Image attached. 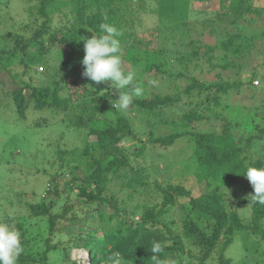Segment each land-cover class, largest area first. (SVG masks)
I'll return each instance as SVG.
<instances>
[{
	"label": "trees",
	"instance_id": "trees-1",
	"mask_svg": "<svg viewBox=\"0 0 264 264\" xmlns=\"http://www.w3.org/2000/svg\"><path fill=\"white\" fill-rule=\"evenodd\" d=\"M24 1L27 6L20 12L11 13L5 6L12 0L3 6L9 12L2 17L9 15L6 20L0 18V74L12 72L10 66L16 62L24 64L25 73L38 71L39 64L44 70L31 71L29 79L10 73L19 86L8 93L9 107L17 119L24 120L26 130L52 126L53 131L57 123L63 130L58 131L53 151L42 145L43 138L34 143V155L46 163L42 167L38 160L33 169L35 175L40 173L36 181H48L43 182L40 196L26 202L24 215L15 212L10 219L9 212H0V221L11 223L22 235L23 252L17 264H64L69 257L67 247L72 246L88 248L92 264H154L153 242L161 245L159 258L166 264H185L186 256L190 264H209L210 257L217 264H232L225 251L238 232L244 231L255 242L264 239V205L252 202L254 188L242 173L248 165H264V104L248 111L246 105L228 102L246 86L255 88L254 80L261 78L264 5L254 0H218V8L208 12L195 7V0ZM147 16L154 24L139 33ZM105 22L122 31L119 39L126 70L136 64L146 73L147 82L150 74L158 79L167 72L172 83L171 91L153 90L134 99L140 124L127 112L113 108L115 95L101 93L99 85L83 75L85 41L81 39L91 38ZM49 48L57 49L58 56H47ZM249 55L262 60L248 68ZM35 79H42L41 84L34 83ZM72 79L82 85L76 96L71 93ZM102 86L111 88L110 82ZM30 110L35 113L29 115ZM169 121L179 128L156 135L152 126ZM212 124H220L221 130L207 129ZM145 129L149 130L147 139L140 134ZM71 131L80 143L61 145L60 140ZM129 138L138 141L133 153L120 145ZM180 139L195 154L193 174L203 187L196 194L192 186L167 179L151 184L150 172L160 171L157 157L166 158L161 148ZM138 158L145 164H135ZM151 185L158 201L143 199L146 192L140 188ZM0 188L11 197L6 201L0 195L4 207L15 196L19 200L36 194L33 189L15 191L5 184ZM120 192L123 204L137 199L132 217L127 216L126 205H118ZM233 193L238 194L236 204L229 200ZM70 195L88 208L85 218L90 219L87 213L93 207L97 226H78L77 214H71L75 205L73 199L68 200ZM103 204H111L114 211L107 214ZM241 205H247L248 214L242 213ZM177 206L180 215L169 216ZM61 231L77 236L65 242L62 255ZM52 254L58 258L51 262Z\"/></svg>",
	"mask_w": 264,
	"mask_h": 264
},
{
	"label": "rangeland",
	"instance_id": "rangeland-1",
	"mask_svg": "<svg viewBox=\"0 0 264 264\" xmlns=\"http://www.w3.org/2000/svg\"><path fill=\"white\" fill-rule=\"evenodd\" d=\"M195 0L194 1V6L199 7L203 9L204 11H212L214 9H217L219 6L218 0ZM255 3L259 5H264V0H254ZM6 3V0H3L2 3L0 4V18L6 20L8 19V15L6 14V17H2V14L8 13L9 9H5L3 6ZM7 8H11V13L12 11L15 12H20L23 11L24 8H26L27 4L24 0H12L11 2H8L5 5ZM202 10V11H203ZM17 15H20V13H17ZM206 16V15H203ZM145 23L143 25H140L138 28V32L141 33L142 30L144 29H149L153 24V18L152 17H145L144 18ZM0 27H3V24L0 25ZM256 32V31H254ZM1 48V47H0ZM31 50H34L32 47ZM45 54L47 56H52L56 57L58 56V50L55 48H49ZM249 61H248V68H251L252 65H257L258 63L261 62L262 57L256 59V56L253 57L249 55ZM44 67V66H43ZM43 67L41 64L38 66V71L35 70H30L28 73H32L35 71L36 74L42 73L43 72ZM12 72H8V70L4 71L3 73L0 74V185L5 184V187L11 188L12 190L15 191H25L27 190H32L35 191V195H32L30 193L25 194L24 196L21 197V199L17 200L18 198L15 196L12 205L15 204L13 207H9L11 204L8 203L6 207L0 206V212L7 211V212H12V213H17V214H26V202L30 200H34L38 198L44 189V184L46 183V180H43L44 178H38L39 181H36L35 179L40 176L39 174L35 175V171H33L34 167L37 165V161H42L41 157H36L34 155V143L39 142L37 138H43L42 143L43 146H47V148L51 151L56 148V138L59 136L58 131H62L63 127L61 125L53 124L56 125L57 127L51 131V127H43V128H37V129H25V122L24 120L17 119L16 114H13L11 108L9 107V102L10 98L8 96V93L11 92L14 88L18 87V81L14 76L10 75V73H19V78L21 79H29L28 73H25L27 69L25 68L24 64H20L16 62V65H11L10 66ZM165 68V67H164ZM172 68L175 69V67L172 66ZM247 68V69H248ZM221 69V68H220ZM259 70H261L262 75L261 78L259 77L258 83L255 81L253 84L256 86L255 88L252 86H246L241 90L240 93H234L229 99L228 102L231 103H239L246 105V109L250 111L252 108L257 107L259 108L260 105L264 104V67H258ZM26 70V71H25ZM133 71L137 73L136 79L139 81V85L143 86L145 88V93L142 97L147 96L151 93V91L155 90L157 92H167L171 91L173 89L172 83H170V78H168V73H160L158 80L159 84L158 86H150L149 82L145 81L144 78L146 77V73L141 70L139 66L136 64H133ZM228 70H225L224 73H227ZM247 74L249 71L246 72ZM246 73H244L243 76H246ZM213 75V74H212ZM155 75L149 76V80H152ZM245 79H248L246 77ZM42 79H35L33 82L37 84H41ZM263 80V81H262ZM43 82V81H42ZM110 82V81H109ZM111 83V82H110ZM181 83H184V81H181ZM99 85V91L101 93H106L108 95H115V98L118 99L119 94L113 89L110 88L107 90L104 86H102V83L98 84ZM263 86V87H262ZM262 87V88H261ZM171 88V89H170ZM82 89L81 83H79L77 80L74 82L73 79L71 80V93L73 96H76L78 92ZM29 94V91L27 92V95ZM29 101V99H27ZM134 104L132 103L129 107V109L126 111L128 115L132 116L134 119V122L136 124H140L139 118L135 117V114H140L135 108ZM35 113V112H34ZM33 111H29V115L34 114ZM110 115V114H108ZM111 116V115H110ZM137 116V115H136ZM102 122V121H101ZM100 122V123H101ZM178 123V122H177ZM148 129L149 126H147ZM179 128V125H176V122L169 121L167 123H164V126L160 124H155L152 126V129H154L156 135L159 134H167L169 132L175 131L176 129ZM216 129L220 131L221 126H214L212 124L209 126L207 129ZM146 131V129H145ZM142 131L141 137L143 139H147L149 136L147 135L149 133L148 131ZM92 140L95 139V136H90ZM78 138L75 134V132H68L67 136L65 139L60 140L61 145H65L67 147H70L74 144H79L80 142H77ZM59 143V144H60ZM130 151V153L134 152L137 150L138 146V141L133 138H129L126 141L120 142V145H123ZM50 146V147H49ZM52 146V147H51ZM46 148V147H45ZM164 151V155L166 158H158V167L160 168V171H154L153 173L150 172V180L151 184L155 179L158 180H171L175 183H183L185 186H192L193 188V193L199 192L200 189H203L202 184L200 185L199 181L197 178L194 176V158L195 154L193 152V148L190 146L188 147V143L184 139L178 140L174 145H170L168 147H163L161 148ZM155 153V152H154ZM54 155L51 157L53 158ZM137 162L141 164H145L141 158H138L135 161V164ZM48 164V163H47ZM42 167L46 165L45 161L41 162ZM186 165L189 167L187 168ZM48 167H51L48 165ZM156 170V169H155ZM35 176V177H34ZM68 176L66 177V179ZM61 180V186H62V180L64 179L63 176L59 177ZM43 180V181H42ZM44 182V184H43ZM48 182V181H47ZM140 189H144L146 193L143 194V199L144 201H148L149 199L151 201H158L160 198L158 197V192L155 190L153 185L150 187H142ZM11 190V191H12ZM128 191V189H126ZM0 195L2 198H4L6 201L10 200L11 197L5 191L4 189L0 188ZM237 193H233L231 198L229 200L231 201V204H236L237 202ZM123 196L124 193L120 192L118 193V205L120 207L125 206L128 210L127 216L130 215L132 217L131 212L135 210L133 208V203L137 201L135 197L130 198L128 201L129 202H124L123 204ZM17 198V199H16ZM72 203L74 202L75 208L71 211H74L77 215L76 218L79 219L78 226H97V215H93V207L91 209V212H88L89 218H85V214L88 210V208L82 207L75 196H69L68 200H72ZM182 202L186 201V198H181L180 199ZM99 204V203H98ZM100 205V204H99ZM102 206V205H100ZM105 211L107 214H109L110 210L114 211V208L111 206V204L104 205ZM188 206V203H187ZM240 210L242 213L248 214V209L247 205H241ZM182 210L179 209V206L174 207V209H171V211L168 213L169 216H175L178 217ZM70 214V215H71ZM75 217V216H74ZM93 217V218H92ZM135 218H137V215H134ZM81 220V221H80ZM116 220V218L113 219V222ZM84 221H88L85 223ZM69 230L71 231L73 228L68 225ZM67 230V229H65ZM61 235L64 234V238L62 240V244H60L59 248V254L62 255L65 254L64 251L65 249L63 246H66L65 242H71L69 239L77 238L76 235H71V234H65L66 232L61 231ZM73 233L76 232L75 229L72 231ZM55 235H53V238ZM56 238V237H55ZM255 239L252 240V237L246 236V233L244 231L238 232L234 240L231 242V244L228 246V248L225 251V255L227 257L232 258V264H264V239L261 238L259 241ZM68 248V255H69V260H78L79 263L81 264H90L89 261L87 260V255L86 251L87 249H83L78 246H72L67 247ZM83 251V252H82ZM85 253V254H84ZM62 257V256H61ZM71 257V258H70ZM55 258H58L55 254H52L50 257V261L52 262L55 260ZM68 258H65L66 263L64 264H70L67 260ZM62 260V258H61ZM190 258L186 256V259L184 258L185 264H190L188 263ZM209 264H217V262L212 259L211 257L208 259ZM192 264V263H191Z\"/></svg>",
	"mask_w": 264,
	"mask_h": 264
},
{
	"label": "clouds",
	"instance_id": "clouds-1",
	"mask_svg": "<svg viewBox=\"0 0 264 264\" xmlns=\"http://www.w3.org/2000/svg\"><path fill=\"white\" fill-rule=\"evenodd\" d=\"M92 31V30H90ZM91 38L84 37L85 56L81 61L84 65L83 75L95 84L111 82L110 87L118 94V99L112 100L113 108L119 113H125L135 98H141L145 88L135 83L137 73L126 70L121 56V41L119 37L122 31L112 23H101L99 31L94 32ZM255 81L258 80H254ZM150 86H158L159 81L152 79ZM115 101V103H113ZM112 115L111 113H107ZM254 188V194L250 195L252 202L264 205V165H248L242 172ZM9 218L13 216L8 213ZM87 249L88 248H83ZM162 248L158 242H153L150 252L154 264H166L161 261L159 254ZM23 252L21 232L11 223L0 221V264H17L18 258ZM91 254L89 263L91 262ZM118 264V262H117Z\"/></svg>",
	"mask_w": 264,
	"mask_h": 264
},
{
	"label": "bare ground",
	"instance_id": "bare-ground-1",
	"mask_svg": "<svg viewBox=\"0 0 264 264\" xmlns=\"http://www.w3.org/2000/svg\"><path fill=\"white\" fill-rule=\"evenodd\" d=\"M85 250V249H84ZM83 252V251H82ZM85 254V253H84ZM88 254H90V250L88 249L87 251H86V255L88 256ZM87 260H90V257L88 256L87 257Z\"/></svg>",
	"mask_w": 264,
	"mask_h": 264
}]
</instances>
